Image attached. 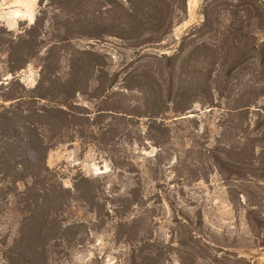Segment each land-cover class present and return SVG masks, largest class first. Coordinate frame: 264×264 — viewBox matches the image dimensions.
I'll list each match as a JSON object with an SVG mask.
<instances>
[{"label":"rangeland","instance_id":"1","mask_svg":"<svg viewBox=\"0 0 264 264\" xmlns=\"http://www.w3.org/2000/svg\"><path fill=\"white\" fill-rule=\"evenodd\" d=\"M205 1L191 0L189 9L186 4V18L173 26L161 46L133 50L108 35L114 31L112 18L123 15L117 7L104 9L98 0H76L71 3L76 10L60 6L66 0H0V110L14 102L4 101L12 94L1 83L15 77L30 89L41 64L40 56L34 57L11 74L16 53L10 51L21 50L22 41L35 39L33 34L44 43L59 38L50 35L54 18L62 31L75 29L82 21V26L91 22V34L99 35L70 37L62 55L93 51L103 57L109 73L122 72L144 63L146 56L171 55L182 37H198L192 33L203 22ZM44 51L41 48V54ZM60 61L64 67L66 57ZM84 99L79 95L78 104L93 113L98 108L95 102ZM135 100L134 96L130 105ZM243 125L219 109L197 104L183 115L167 111L154 122L139 118L129 128L133 139H118L111 152L116 165L128 163L121 169L112 167L108 154L92 144L77 140L51 149L47 166L65 188L72 189L78 176L104 178L102 190L108 197L100 199L105 208H97V215L88 205L72 202L63 217L76 226L60 263L264 264V166L258 164L257 152L253 156L248 148L256 132H250L246 141L239 130ZM30 149L33 155L24 151L34 164L36 153ZM5 186L0 180V245L14 230L12 209L22 189L21 184L9 186V191Z\"/></svg>","mask_w":264,"mask_h":264},{"label":"trees","instance_id":"2","mask_svg":"<svg viewBox=\"0 0 264 264\" xmlns=\"http://www.w3.org/2000/svg\"><path fill=\"white\" fill-rule=\"evenodd\" d=\"M75 1L60 6L76 10L71 5ZM98 1L104 9L114 6L123 11L112 18L114 31L103 32L124 40L133 50L161 46L173 26L186 18L187 0ZM205 3L203 22L192 33L198 37H182L171 55L146 56L144 63L127 71L109 73L103 57L93 51L62 55L70 37L99 36L91 34V22L62 31L54 18L50 35L59 38L44 43L33 34L35 39L22 41L21 50L10 51L16 53L11 74L34 57L40 56L41 64L30 89L15 77L1 83L12 94L4 101L14 102L0 110V180L4 190L17 184L22 189L12 209L14 230L7 231L0 245V264H61L69 250L72 235H68L76 226L63 217L72 202L88 205L95 215L97 208H105V203L99 205L102 197L108 200L102 190L104 178L78 176L72 189L65 188L47 166L48 152L59 144L78 140L95 145L108 154L112 167L121 169L126 162L116 165L111 152L118 139H133L129 128L134 122L139 118L154 122L167 111L183 115L197 104L242 120L245 125L239 130L246 141L255 131L248 148L253 156L257 152L258 164L264 166V0ZM41 48H45L42 54ZM65 57L63 67L60 59ZM79 95L98 108L92 113L79 105ZM134 96L136 103L130 105ZM17 138L35 151L36 163L28 162L25 151L28 156L34 153L25 143L21 148Z\"/></svg>","mask_w":264,"mask_h":264},{"label":"crops","instance_id":"3","mask_svg":"<svg viewBox=\"0 0 264 264\" xmlns=\"http://www.w3.org/2000/svg\"><path fill=\"white\" fill-rule=\"evenodd\" d=\"M187 3H188V9L191 8V7H192V5H191L192 2H191V0H188Z\"/></svg>","mask_w":264,"mask_h":264},{"label":"water","instance_id":"4","mask_svg":"<svg viewBox=\"0 0 264 264\" xmlns=\"http://www.w3.org/2000/svg\"><path fill=\"white\" fill-rule=\"evenodd\" d=\"M18 143H23V142H21V141H18Z\"/></svg>","mask_w":264,"mask_h":264}]
</instances>
